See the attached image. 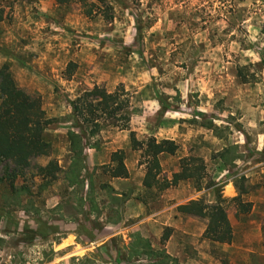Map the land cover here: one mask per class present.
Listing matches in <instances>:
<instances>
[{"label": "rangeland", "instance_id": "obj_1", "mask_svg": "<svg viewBox=\"0 0 264 264\" xmlns=\"http://www.w3.org/2000/svg\"><path fill=\"white\" fill-rule=\"evenodd\" d=\"M105 3L113 7L111 21L103 19L106 8L100 0H0V73L6 66L18 88L41 99L50 121L44 138L51 146L49 157L27 166L0 163V264L151 263L148 256L129 257L140 233L108 237L115 230L83 213L76 218L81 223L74 241H87V253L62 258L55 244L74 218L67 216L65 225L48 221L59 220V212H73L63 199L66 188L74 187L76 195L85 180L105 187L116 166L112 150L125 160L121 147L130 143L129 131L110 123L89 139L81 160L71 153L67 138L73 126L68 101L94 87L113 92L118 86L131 96L129 129L135 138L171 140L178 147L172 158L158 156L161 178L179 173L182 159L196 172L201 163L205 167L199 190L195 179L183 180L169 188L166 205L161 202L165 190L144 189L137 197L149 203V211L199 199L221 202L232 228L230 244H215L203 236L206 220L187 215L179 221L185 232L176 234L170 253L165 246L172 231L163 228L155 240L150 227L145 240L152 250L165 251L180 264H264V0ZM212 91L217 99L210 109ZM243 116L245 126L238 121ZM88 150L98 153L93 167L86 163ZM131 150L145 175L141 151ZM51 160L59 166L53 180L39 171ZM237 195L250 204L248 212H238L232 200ZM80 206L77 200L78 213Z\"/></svg>", "mask_w": 264, "mask_h": 264}, {"label": "trees", "instance_id": "obj_2", "mask_svg": "<svg viewBox=\"0 0 264 264\" xmlns=\"http://www.w3.org/2000/svg\"><path fill=\"white\" fill-rule=\"evenodd\" d=\"M105 5L103 19L113 20V7L105 0H100ZM0 73V163L12 162L16 167L27 166V164L38 157H49L51 152L50 143L44 138V133L50 121L45 117L42 109L41 99L31 96L18 88L12 79L7 67L4 66ZM131 96L122 86L115 88L113 92L98 87L90 91H84L75 99L69 100V107L73 121L72 129L67 132L70 151L75 159L81 160L84 149L90 148L89 139L97 136L106 123H110L118 130L129 129L131 117ZM166 106V105H165ZM203 116V114H199ZM109 124V125H110ZM216 129L213 124H203ZM133 150L141 151V157L145 165L143 186L145 189H157L158 192L175 187L179 182L186 179H195L197 190L199 181L204 175L205 167L201 163L198 174L194 169L188 168L181 160L180 172L174 173L171 179L161 178V166L158 160L160 154L174 155L178 149L171 140L157 141L154 137L138 141L135 133L129 134ZM228 149L224 151L226 154ZM220 154L223 162L227 163L226 155ZM193 162H200L198 158H188ZM111 162L115 167L110 168V176L113 178H127L128 172L124 166L122 153H114ZM39 171L43 177L55 179L59 171L57 162L51 160ZM237 204L238 212L245 213L250 210V204L240 201V196L232 199ZM179 213L203 218L206 220L204 238L209 241L230 244L232 241V228L227 218L226 210L221 202L207 204L203 199L193 200L177 207ZM168 238L165 235L163 241ZM148 256L150 264H180L176 259L170 257L165 251H154L147 240L135 235L130 246V259L132 257ZM130 264V263H129ZM133 264V263H132Z\"/></svg>", "mask_w": 264, "mask_h": 264}, {"label": "crops", "instance_id": "obj_3", "mask_svg": "<svg viewBox=\"0 0 264 264\" xmlns=\"http://www.w3.org/2000/svg\"><path fill=\"white\" fill-rule=\"evenodd\" d=\"M6 59V58H5ZM213 98L211 100H208V104L211 106L210 109L213 108L215 104V92H211ZM225 105H227L228 98H224ZM228 101V102H227ZM247 117H241L238 121H241V123L245 126L247 125ZM129 131L128 133L130 134ZM135 133V132H134ZM264 136V135H263ZM168 139V138H163ZM171 139V138H170ZM130 141V138H129ZM119 149V148H117ZM121 149L125 153V160H124V166L128 172L127 178H113L109 176V178L106 180V183L101 188H96L95 185L93 187V183L88 182V180H85L82 182V190L79 191L78 194L75 195L72 190L74 187H68L66 188L68 192L64 194V198L66 201H69L71 205L73 206V212H59V220L48 218L49 222L54 221L56 224H66L65 219L67 216L71 215L73 217L74 221L72 223H69L72 225L69 229V231H66V236L59 239V242L55 244V252L57 254L64 255L65 259H72V258H78L81 257L83 254L87 253V241H84L82 243L75 242V235L77 230V224L81 223L80 221H76V218H81L82 213L84 214L85 218L95 219L103 221V226L106 230H115L112 234L108 235V237L114 238V236L123 235L124 233H140V236L144 239H149L150 234L149 231L151 230L150 227L155 228L156 237L155 240L159 239L160 231L163 230V228L170 229L172 231L167 245L165 246L169 251V245H171L172 240L174 237H176V234L185 232V230L180 225V222L182 218L188 217L187 215L179 212H173V209L177 207L169 208V207H161L160 209L156 211L148 210L147 206H149V203H144L139 199L136 195L138 191H143L145 187L143 186V177H144V171L141 166L138 165L137 160V153L136 151L131 150V142H126L124 147H121ZM258 150V148H257ZM117 150H112L113 153H115ZM98 153H95L94 150H88L86 153V163L93 167L94 165H97V156ZM173 157L169 154H160L159 159H162L163 157ZM107 159V158H105ZM110 161V160H109ZM161 167L164 168L163 163H161ZM164 172H167V170H164ZM178 172V171H177ZM176 173V172H174ZM65 185L67 186L68 183L65 182L63 179ZM181 181V185H182ZM180 186V185H179ZM233 187V184L231 185ZM231 187L227 186V189ZM98 190L95 192V190ZM106 192V195H104ZM172 192V189L165 190V193L161 196V202L163 205H166V201L170 199V195L166 196V193ZM239 195V194H238ZM237 195V196H238ZM74 196L77 199H74ZM128 196V197H126ZM168 197V198H167ZM55 198L62 200V198L57 195ZM174 198V197H172ZM79 202V205L81 209H79L78 213L75 210L76 202ZM190 202V201H188ZM102 203V205H99ZM57 204V203H56ZM55 204V205H56ZM118 204V205H117ZM182 205V204H181ZM95 207V210L94 208ZM98 209V211H97ZM76 216V217H75ZM61 220V221H60ZM180 221V222H179ZM206 228V227H205ZM62 229L59 227V231ZM67 230V229H65ZM57 231L55 234L58 235ZM205 231V230H204ZM212 242V241H210ZM215 243V242H212ZM219 245H224L220 243H215ZM152 247H158L157 244H152ZM153 248V249H154ZM159 249V248H155ZM80 252V254H78ZM61 255H59L60 257Z\"/></svg>", "mask_w": 264, "mask_h": 264}]
</instances>
